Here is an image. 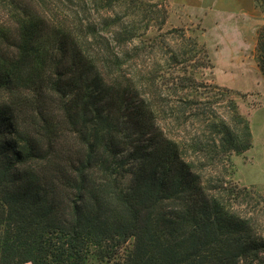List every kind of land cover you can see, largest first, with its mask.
<instances>
[{
    "label": "trees",
    "instance_id": "trees-1",
    "mask_svg": "<svg viewBox=\"0 0 264 264\" xmlns=\"http://www.w3.org/2000/svg\"><path fill=\"white\" fill-rule=\"evenodd\" d=\"M0 2V264H264L250 120L164 2Z\"/></svg>",
    "mask_w": 264,
    "mask_h": 264
},
{
    "label": "rangeland",
    "instance_id": "rangeland-1",
    "mask_svg": "<svg viewBox=\"0 0 264 264\" xmlns=\"http://www.w3.org/2000/svg\"><path fill=\"white\" fill-rule=\"evenodd\" d=\"M161 1L169 11L165 30L188 28L209 47L214 69L205 71V79L209 84L231 90L241 112L250 120L254 146L246 153L232 157L233 177L240 186L252 190L253 206L247 210L255 213L260 229L264 230V73L258 50L259 31L264 24L257 27L256 18H231L221 13L206 20L205 10L182 5L177 0ZM258 1L264 14L263 0ZM4 7L0 2V19L8 14V8ZM5 20L6 17L4 23ZM190 131L191 136L203 134L196 127L188 131L179 127L174 129L173 135L180 138ZM131 181V176L123 178L124 187H128ZM90 264L110 263L92 258Z\"/></svg>",
    "mask_w": 264,
    "mask_h": 264
},
{
    "label": "crops",
    "instance_id": "crops-1",
    "mask_svg": "<svg viewBox=\"0 0 264 264\" xmlns=\"http://www.w3.org/2000/svg\"><path fill=\"white\" fill-rule=\"evenodd\" d=\"M182 5L205 10L206 20L221 13L231 18H256L258 26L264 24V14L258 0H177Z\"/></svg>",
    "mask_w": 264,
    "mask_h": 264
}]
</instances>
